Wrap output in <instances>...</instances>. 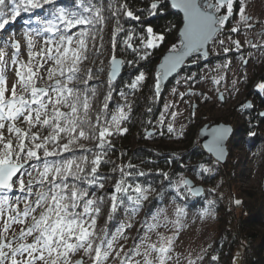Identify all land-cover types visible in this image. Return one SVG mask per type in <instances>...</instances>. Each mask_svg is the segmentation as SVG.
I'll return each instance as SVG.
<instances>
[{
    "label": "snow or ice",
    "instance_id": "6c2138e0",
    "mask_svg": "<svg viewBox=\"0 0 264 264\" xmlns=\"http://www.w3.org/2000/svg\"><path fill=\"white\" fill-rule=\"evenodd\" d=\"M246 8L247 0H150L149 16L176 10L182 14V26L170 24L159 32L148 26L137 35L121 24V17L141 19L126 0H73L71 9L58 5V0H0V264H109L110 260L117 264H173L183 207H176L174 220L169 221L163 210L151 216V223L145 220L143 233L132 237L133 244L128 247L121 241L129 239L126 232L133 225L121 224L115 232H110L108 225L121 209L134 216L149 199L154 189L134 178L145 172L136 171L130 162L118 165L113 172L118 171L120 179L107 197L94 191L105 188L106 177L100 175V168L110 163L106 157L114 147L111 138L128 132L125 125L133 113V103L124 91L119 93L123 103L110 109L115 81L125 65L135 67L149 60L153 50L173 34L176 42L167 48L154 72L153 100L160 95L163 81L189 63L206 60L211 47L220 46L225 56L241 52L244 45L233 39V34L244 31L245 44L264 55V21L248 15ZM24 14H28L27 30L20 39H9ZM110 20L115 26L105 64L101 58L105 52L104 29ZM257 28L259 39H247V33ZM120 33H124L123 40H118ZM225 35L227 41L222 38ZM120 53L133 58H122ZM25 55L26 60L22 58ZM231 63L226 59L217 70H227ZM241 64H248L243 55ZM9 72L14 73L11 85ZM101 75L106 76L104 81H100ZM224 78L214 76L212 82L219 85ZM242 78L247 79L246 73ZM146 79V72L138 71L127 87L134 94ZM195 79L193 74L184 82ZM93 82L104 83L108 89L98 107V83ZM238 83L232 81L235 91L239 90ZM255 87L264 93V82ZM216 92L224 101V93L218 88ZM179 95L181 99L185 95L208 99L207 94L191 90ZM175 107L165 103L157 125L180 138L185 126L177 129L175 122L182 113L168 111ZM146 111L151 113L152 108ZM191 115L195 116V108ZM259 115L264 117V112ZM147 123L152 126L151 120ZM230 132L231 128L219 126L206 133L211 139L204 148L215 156L216 164L226 159L225 141ZM152 136L153 132L145 128L144 138ZM213 171L201 164L198 174ZM159 174L164 180L170 179L167 172ZM181 189L193 196L202 192L184 178L175 182L177 196L183 195ZM106 199L105 225L98 227ZM241 203L234 200L236 206ZM203 215H212L211 209L206 208ZM169 224L173 235L159 231ZM203 251L204 255L188 259L187 264L202 262L207 255V250ZM209 259L212 264L219 257L211 255Z\"/></svg>",
    "mask_w": 264,
    "mask_h": 264
},
{
    "label": "rangeland",
    "instance_id": "374dc122",
    "mask_svg": "<svg viewBox=\"0 0 264 264\" xmlns=\"http://www.w3.org/2000/svg\"><path fill=\"white\" fill-rule=\"evenodd\" d=\"M246 12L254 18L264 21V0H247ZM23 21V18H18V21L14 25L16 31L10 34L9 39H20L22 37L23 32L27 30V25ZM256 31H259V28L248 32L247 39L257 41L259 38L255 35ZM222 38L227 41L226 35ZM233 39H238L244 45L241 52L232 51L225 56L220 46L211 47L209 57L211 54L214 57L222 54L223 58L214 59L211 63H203L202 66L196 69L199 70L198 73L194 72L196 67L194 65L197 64L189 63L193 67L186 71H182L185 68L181 69L177 73L179 75L177 82L167 89L164 105L165 103H174L176 105L175 109H169L168 111L175 110L178 113H182V115L178 116L175 127L180 129L181 125H184V135L176 138L175 134L170 135L167 133L166 127L157 124L150 130L153 132L152 138L155 136L164 137L168 144L183 146L188 143L190 144L194 140H198L202 146L199 139V131L207 121L211 124L219 122L232 124L234 126V133L227 141L229 151L227 161L216 164L215 158L210 154L212 160L205 164V167L214 168L211 174L214 175L213 181L217 180L216 184L210 186V184L206 183L208 182L207 180H211L209 179L210 174H198L199 172L185 170L177 180L190 177L197 185H202L205 188V192L202 195L196 196L200 200L194 206L185 201L189 196L185 189H181L182 196H177L176 192H169L168 189L165 191V188H163L165 192L152 188L154 191H151L149 199L143 203V207L137 214L129 217L124 213V224L131 223L133 225L126 232L129 239L121 241L126 246L131 247L133 244L131 238L136 237L138 233H143L142 225L145 220L151 223V216L160 210H163V215L167 216L169 221L174 220L176 219L175 209L179 206L184 208V215L180 218L181 227L179 237L175 241L173 264H187L188 259L196 260L198 255H204L203 250H207L204 260L202 262L197 261V264H206L215 239L220 235L222 230L220 216L223 214V210H217L215 204L219 203L220 200V203L222 201L224 206L231 207L236 194H240L239 191H264V123H260L257 120L259 113L264 111V104L263 107L260 106L256 93L252 90V84L258 78L257 76L261 74V68L264 66V55L259 50L251 49L245 44L246 36L244 31H241L239 34H233ZM242 55L248 59L247 65L241 64ZM22 58L27 59L26 55ZM226 59L232 61L230 68L218 71L217 65L223 64ZM245 73L247 75L246 80L242 78ZM193 74L196 79L185 84V78ZM219 75H223L225 77L224 80L219 85L213 84L212 77ZM234 79L239 81L236 85V88L239 89L238 91H235L233 88L232 81ZM13 80L14 73L9 72V85H11ZM217 88L220 92L224 93V101H220L217 98ZM174 89L176 90L175 94L173 93ZM189 90L197 94H207L208 99L205 100L203 95H185L181 99L179 93L188 92ZM245 103H251L252 105L251 108L247 109L254 108L251 115L245 112L246 109H242L241 106ZM164 105L162 112L165 111ZM193 108H195L194 117L191 115ZM258 108L259 112L257 111ZM215 119L220 121L214 122ZM251 121L256 123L250 127L252 131L250 133H254L255 135L241 134V130L244 127L243 124L248 122L252 125ZM22 126L26 127V125ZM254 127H257V129H254ZM160 132H163L164 135H160ZM253 137H255L254 140ZM248 140L252 141L251 145L248 144ZM207 176H209L208 179H206ZM173 189H175V183ZM154 197H157V205L153 203L148 206L147 202ZM209 200H212L214 203L209 205ZM148 208H150L149 213H146ZM206 208L211 209L212 215H203ZM219 209H222L221 206H219ZM161 219H163V216ZM159 231L165 235H173L174 229L169 224L167 228L161 227ZM152 239L155 241L157 237L153 235ZM86 264H90V262L86 261ZM109 264H117V262L110 260Z\"/></svg>",
    "mask_w": 264,
    "mask_h": 264
},
{
    "label": "trees",
    "instance_id": "16d2710c",
    "mask_svg": "<svg viewBox=\"0 0 264 264\" xmlns=\"http://www.w3.org/2000/svg\"><path fill=\"white\" fill-rule=\"evenodd\" d=\"M126 2L130 9L141 16L139 21L121 17V24L128 32L134 31L139 35L141 30L146 29L148 26L153 27L157 32L164 30L165 26L170 24L182 26V14H178L176 10H166L162 14L149 16L147 9L150 0H126ZM58 5L71 9L73 8V0H58ZM21 18H23V22H25L28 19V14L22 15ZM33 19H35V17H33ZM114 26L115 21L110 20L104 29L105 52L101 58L105 60V64H107L110 38ZM228 27L230 28L231 24ZM123 38L124 33H120L118 40H123ZM173 42H176L175 34L171 35L160 48L153 50V55L149 60L141 61L140 64L135 67H128L125 65L122 76L115 81V91L112 93L113 98L110 109L115 110L118 104L123 103L119 93L124 91L129 94L128 99L133 103V113L131 120L125 125L128 128V132L124 135L111 138L114 147L109 151L106 157L110 163L103 164L100 168V175L106 177L104 180L105 188L103 190L95 189L96 195H104L107 197L112 191L113 184L116 180L120 179V173L118 171L113 172V168L118 165L130 162L136 166V171L145 172V175L142 177H134L142 186L147 187L150 185L151 188L159 189L161 192H165L166 189H168L169 192H175L173 185L185 170H191L197 173L199 172L201 164L205 166L207 162L212 160V156L204 150L198 140H194L190 144L188 143L183 146H175L168 144L164 137L155 136L150 139L144 138L145 128H148L150 131L160 119L167 89L172 84H175L179 77L177 74L174 77H170L167 81H163L160 95L153 100L154 72L161 62L162 56L167 52V48L170 47ZM120 56L125 59L133 58L131 55L125 53H120ZM222 58V54L216 55V57L211 54L206 60H201L199 63H196L197 65H194L196 66L194 72L198 73L199 70L196 69L202 66L203 63H211L214 59L218 60ZM98 63L99 61H97V64ZM191 67H193L191 64H189V66L186 65L184 67L185 69L183 68L184 70L182 71H186ZM138 71H145L147 79L143 82L142 88L132 94V90L128 89L127 85L134 79ZM260 72L261 74L257 76L258 78L252 84V90L256 93L260 106L263 107L264 93L259 92L255 85L259 82H264V66L261 68ZM105 79V75L100 76V81H104ZM93 83H98V96L96 100V105L98 107L108 89L104 83ZM148 107L152 108L151 113L146 111ZM253 109L254 108L246 109L245 112L251 115ZM257 111L259 112V108ZM149 120L152 121V126L148 125L147 122ZM257 120L260 123H264V117L261 118L260 115ZM219 121L218 119L214 120V122ZM251 122L253 123V121ZM254 124L256 123L254 122L252 125L248 122L244 123L241 134L248 135L252 132L250 127ZM254 129H257V127H254ZM254 139L255 137H253V140ZM248 144L251 145L252 141L248 140ZM161 171L167 172L170 179L164 180L159 174ZM208 177L209 176H207L206 179H208ZM213 178L214 175L210 174L209 179L211 180H207L208 182L206 183L210 184V186L215 185L217 180L213 181ZM163 188H165V191H163ZM239 192L240 194H236L234 200H241V205L236 206L234 200L231 207L224 206L222 201L220 203V200L219 203L215 204L217 210H223V214L220 216L222 230L220 235L215 239V243L209 252L206 264H210L209 258L211 255H217L219 257L218 261L212 262V264H264V229H262L264 228V191L254 192L245 190ZM188 195V199L186 198V200H183L191 203L192 206L200 200L190 193H188ZM156 201L157 197L151 198L147 202L148 206L156 203ZM219 206H221L222 209H219ZM149 209L150 208L147 209L146 213H149ZM107 212L108 201L106 199L102 214L98 220V227H103L105 225ZM124 213L125 211L123 209L116 213L115 218L108 225L110 232H115L118 226L124 224ZM237 254H239L238 258Z\"/></svg>",
    "mask_w": 264,
    "mask_h": 264
},
{
    "label": "water",
    "instance_id": "95a60500",
    "mask_svg": "<svg viewBox=\"0 0 264 264\" xmlns=\"http://www.w3.org/2000/svg\"><path fill=\"white\" fill-rule=\"evenodd\" d=\"M123 70H124V67H123V69H122V71H121L120 76L117 77L116 81L122 76V74H123ZM179 71H180V70H179ZM179 71H178V72H179ZM178 72H177V73H178ZM177 73H175V74H177ZM175 74H173V76H174ZM171 77H172V76H171ZM169 78H170V77H169ZM263 112H264V111H263ZM219 126H224V127H229V128H231V132L229 133V135H228V137H227V139H226V141H225V148H226L227 156H226L225 161L221 162V163H225V162L227 161L228 153H229L228 148H227V141L229 140V138H230V137L233 135V133H234V126H233L232 124H230V123H225V122H219V123L211 124L210 122H207V123H205V124L200 128V131H199V139H200V142H201V144H202V146H203V148H204V144H205L209 139H211V137H210L209 135L206 134L207 131H210L211 128H215V127H219ZM204 150H205L207 153L211 154V155L215 158V156H214L212 153L208 152V150H207L206 148H204ZM186 179H188V180L191 181V183H192V185H193L194 188H200V189H202V192H201L200 195H202V194L205 192V188H204V186H202V185H197V184H196V183H195L190 177H187ZM200 195H198V196H200Z\"/></svg>",
    "mask_w": 264,
    "mask_h": 264
}]
</instances>
